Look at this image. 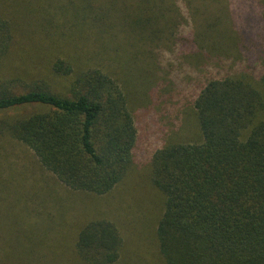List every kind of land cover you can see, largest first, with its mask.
I'll return each instance as SVG.
<instances>
[{
    "label": "trees",
    "instance_id": "1",
    "mask_svg": "<svg viewBox=\"0 0 264 264\" xmlns=\"http://www.w3.org/2000/svg\"><path fill=\"white\" fill-rule=\"evenodd\" d=\"M218 1L19 0L22 26L0 11V264L134 254L106 213L115 190L143 189L131 182L135 110L178 104L183 75L201 81L189 100L197 136L168 135L152 154L141 180L154 195L136 235L159 264H264V71L236 64L258 57L264 38L246 46L231 13L209 9ZM13 143L45 187L13 181Z\"/></svg>",
    "mask_w": 264,
    "mask_h": 264
},
{
    "label": "rangeland",
    "instance_id": "2",
    "mask_svg": "<svg viewBox=\"0 0 264 264\" xmlns=\"http://www.w3.org/2000/svg\"><path fill=\"white\" fill-rule=\"evenodd\" d=\"M221 7L224 8L225 12L231 13L234 22L238 25L236 28L242 34V37L245 38V41L249 39V43L246 46H249L252 41L256 40L252 43V48L257 50L260 40L264 38V15L260 14L258 3L256 4L252 0H222L209 6V9L212 13H217ZM0 11L9 19L15 18L16 15L20 22L22 20L20 15L23 11L19 0L13 2L12 0H0ZM240 26H244L242 32ZM256 54L258 56L256 58H249L243 54L242 57L237 58L236 64L243 62V65H245L243 67H247V70L252 71L254 75L257 72L264 71V49H261ZM173 56H166L165 59L170 60ZM254 60H258V62ZM14 63L16 64L17 62ZM234 67L238 66L235 65ZM176 70H179L176 66L170 69L172 72H176ZM136 71V68L131 69L133 75H136ZM184 76L181 77L179 89L175 88L180 94L178 104H166V101H160L155 102L153 105H143L135 110L136 121L141 127V140L136 147L137 153L134 155L135 171L131 175L133 176L131 182L138 183V187L140 186L143 189L128 193L131 190V186L124 185L122 188L115 190L112 193V197L117 201L116 203H109L111 208L110 211L108 210L109 213H106L110 218L118 222L127 248H130V243L132 247L133 245L139 246L134 250L133 255H130V251H128L127 259L124 258L119 264H127L126 260L128 259H135L137 264H143L139 256L150 259V262L153 264L161 262L154 246H152L154 243L151 241L150 247L148 243H143L144 236L142 234L139 235L140 238L136 234L137 231L141 232L147 229L145 225V217L147 215L146 204H149L150 209L151 199L154 195L153 190L149 189L150 186L146 183L148 181L146 176L149 173L147 166L150 164L152 154L157 148L162 146L165 140H167L168 135L172 141L192 140L197 136L196 117L189 100L192 97L190 95L191 90L195 93V89L199 87L201 81L200 77L197 76H190L188 78H184ZM162 93H164L163 89ZM169 94H165L164 96L169 97ZM11 149V158L14 160L7 159V162L8 164L12 162L11 167L15 172L13 181L20 180L24 184L33 186L36 189L45 187L47 180L42 175L39 176L40 170L33 164L31 156L27 153L29 151L24 146L15 143L9 146V151ZM143 175L146 176L141 180ZM33 181L34 183L31 185ZM125 188L128 189L125 190ZM142 198L145 199L144 202H142ZM71 212L75 213L73 210ZM133 238L135 239L132 241ZM139 253L141 255H138Z\"/></svg>",
    "mask_w": 264,
    "mask_h": 264
}]
</instances>
